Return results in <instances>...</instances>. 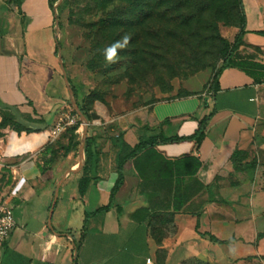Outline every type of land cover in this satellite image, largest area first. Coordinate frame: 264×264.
I'll list each match as a JSON object with an SVG mask.
<instances>
[{"label": "crops", "instance_id": "0c3cea01", "mask_svg": "<svg viewBox=\"0 0 264 264\" xmlns=\"http://www.w3.org/2000/svg\"><path fill=\"white\" fill-rule=\"evenodd\" d=\"M243 3L247 32L236 59L247 64L226 68L211 98L161 102L88 133L99 162L83 195L81 142L68 153L56 151L65 160L63 154L44 159L43 152L55 153L44 148L46 130L0 128V202L12 207L16 223L9 248L30 264H264V237L258 239L264 232V0ZM5 7L0 0V122L12 112L21 121L42 118L31 125L46 128L51 117L39 111V81L23 62L35 63L41 48L28 37L43 22L51 26L52 10L48 0H24L21 36V16L3 14ZM13 23L16 31L7 33ZM210 113L199 144L158 140L127 160L112 207L98 211L110 203L118 178L116 135L132 147L153 135H189ZM236 151L242 156L234 166ZM36 199L46 212H29Z\"/></svg>", "mask_w": 264, "mask_h": 264}, {"label": "rangeland", "instance_id": "374dc122", "mask_svg": "<svg viewBox=\"0 0 264 264\" xmlns=\"http://www.w3.org/2000/svg\"><path fill=\"white\" fill-rule=\"evenodd\" d=\"M231 1L144 0L141 4L144 12L149 5H155L153 13L140 20L132 18L126 27H109L107 24L116 20L119 16L116 14L126 9V5L129 10H135L132 1L65 0L61 12L52 11L51 28L46 24L48 21L43 22L28 37V44L36 40L41 48L35 63L30 66L26 60L23 62L26 73L30 67L34 70L41 87L37 89L39 111L51 117L45 145L49 144L55 153L48 156L43 152L42 158L56 159L63 154L65 157L60 160L66 159V153L59 155L56 151H65L67 130L78 121L81 142L84 123L81 110L78 112L74 104L77 101L89 113V118L84 115L88 135L106 121L131 111H151L158 103L186 97L200 101L211 98L210 82L222 63L221 49L231 45L239 31L238 21L229 11ZM164 10L170 14L162 15ZM181 13L185 16L180 17ZM58 14L59 19L54 21ZM9 27L7 33L16 31V23ZM20 27L23 36L22 21ZM125 34L131 37L128 46L118 50L116 62L109 63L105 49L121 41ZM55 35L61 46L59 52H56ZM29 84L23 83L27 91ZM70 84L77 90V101L70 93ZM58 122L65 130L53 138L52 131ZM28 210L33 215L47 211L37 199Z\"/></svg>", "mask_w": 264, "mask_h": 264}, {"label": "trees", "instance_id": "16d2710c", "mask_svg": "<svg viewBox=\"0 0 264 264\" xmlns=\"http://www.w3.org/2000/svg\"><path fill=\"white\" fill-rule=\"evenodd\" d=\"M48 0V4L50 9L53 11V13H56V11L58 10L59 12H61L63 10V4L65 2V0ZM132 1V4H134V9L129 10L128 6L126 5L123 11H121V13H118L116 15H119L118 18L116 20H114L113 22L108 23L107 25L110 26H128L130 23V20L134 17L136 20H140L143 19L145 17H147V15H149V13H153V11L155 10V5H149L147 9V12H144L145 8L141 7V4L144 2V0H130ZM161 1H165V0H161ZM24 0H6V5L7 7H5V9L7 11H16L17 14H19L21 16V21L24 23L25 21V14L23 12L22 9V4H23ZM166 2L169 3V0H166ZM232 5L230 7V12H233V16L236 18V20L238 21V25H239V31L235 36L234 42L231 45H228L226 47H223L221 49V59H222V63L219 67L216 68L214 75L212 77V80L210 82V88L212 90L213 93H215L217 90H219L220 88V75L221 73L229 67H244L247 62L243 61L242 59L237 60L236 59V55H237V51L238 49L245 44L244 41V35L246 34L247 30H246V23H247V18H246V12L244 9V3L243 0H232ZM136 4V6H135ZM179 5V4H177ZM176 5V7H177ZM178 8V7H177ZM232 9V10H231ZM146 11V10H145ZM162 15L168 16L170 13L167 10L162 11ZM184 17L185 15H183L182 13L180 14V17ZM57 19H59V14L55 16L54 21H56ZM140 22V21H139ZM106 25V27H107ZM260 34L264 35V30L263 31H259ZM55 39L57 42V46H56V52H59V50L61 49L59 40L57 38V36L55 35ZM69 80V79H68ZM70 82V80H69ZM71 88L73 90L74 93V97L76 98L77 101V90L76 88L72 85ZM30 103L32 104V102L30 101ZM77 105L79 107V109L81 110L82 114L85 115L87 118H89V113L88 111L84 108L83 105H81L78 101H77ZM7 108H10L11 106L6 105ZM34 113L37 112L36 109H33ZM210 113L209 115L203 117L201 120L198 121V126L197 128L189 135H183V136H170V137H163L162 134H158V135H153L148 139H141L135 146H130L128 143L125 142L124 138H123V134L119 133L118 135H116L115 137V141L116 144L119 147V151L117 154V170H118V178L111 190V195H110V203L106 206H103L101 208L98 209V211L102 212V211H107L109 210L112 205L113 202L115 200V196L116 193L118 192V190L120 189V187L122 186L123 182H124V172H123V167L124 164L127 160L134 158L135 156H137L143 149H145L146 147L150 146V145H155L158 144V140H160V142L163 143H178V142H191L193 144H199L204 136H205V129H206V125L208 120L211 117ZM21 116H23V114L21 113ZM24 117V116H23ZM26 121V122H25ZM25 121H21L18 119L17 115L12 113V112H8L6 114H4L2 121L0 122V128L5 127L7 125H10L13 129L17 130V131H27V132H37V131H44L46 130V128H35L31 125V122H43L42 118L40 119H33L31 117L26 118L25 117ZM80 125V121H78L74 126L70 127L67 131H68V143L67 145L64 147L66 153L70 152L72 149H78V146L80 144V140H78V134H76V131L78 129ZM45 150H49L51 147L49 146V144L45 145ZM54 151V150H53ZM55 152V151H54ZM84 156H85V162L82 166V170H83V176L80 178L79 180V192L81 195H83L87 188L88 185L91 181V177L89 176V172L91 170H93L98 162H99V151L96 148V141L94 136L88 134L85 140V145H84ZM241 156H242V152L240 151H236L232 158V164L234 166H237L239 164H237L240 160H241ZM264 237V232H260L258 235V239ZM215 241H219V240H215ZM77 247H79V244H77ZM262 259H264V257H262ZM0 264H30V259L14 250H12L11 248L8 247L7 245V240L4 241L3 243V256H2V260Z\"/></svg>", "mask_w": 264, "mask_h": 264}, {"label": "built area", "instance_id": "2783aa9c", "mask_svg": "<svg viewBox=\"0 0 264 264\" xmlns=\"http://www.w3.org/2000/svg\"><path fill=\"white\" fill-rule=\"evenodd\" d=\"M73 120V119H72ZM71 120V121H72ZM65 130L61 122H58L52 131L53 138H57ZM15 218L12 207L6 202H0V258L3 252V243L9 237L15 227ZM151 259L148 261L150 262Z\"/></svg>", "mask_w": 264, "mask_h": 264}, {"label": "clouds", "instance_id": "9594fccd", "mask_svg": "<svg viewBox=\"0 0 264 264\" xmlns=\"http://www.w3.org/2000/svg\"><path fill=\"white\" fill-rule=\"evenodd\" d=\"M131 40V37L127 34H125L121 41H116L112 45H110L107 49H105V59L109 63L116 62V57L118 55V50L124 49L128 46L129 42Z\"/></svg>", "mask_w": 264, "mask_h": 264}, {"label": "water", "instance_id": "95a60500", "mask_svg": "<svg viewBox=\"0 0 264 264\" xmlns=\"http://www.w3.org/2000/svg\"><path fill=\"white\" fill-rule=\"evenodd\" d=\"M59 58L60 60L62 59V55L61 53L59 54ZM65 80H67V78L65 77ZM70 93L72 95V97H74V93H73V90L72 88L70 87ZM75 104V107L77 108L78 112H80V109L77 105V103H74ZM82 114V112H80ZM83 115V114H82ZM95 116V115H93ZM83 123H84V133H83V136H82V140H81V146H80V151H81V164H80V167L82 168L84 162H85V156H84V145H85V140H86V137H87V132H88V123H87V120L86 118L84 117L83 115Z\"/></svg>", "mask_w": 264, "mask_h": 264}]
</instances>
